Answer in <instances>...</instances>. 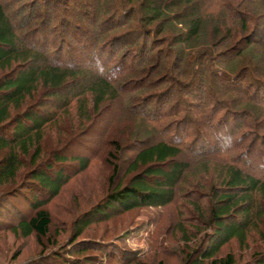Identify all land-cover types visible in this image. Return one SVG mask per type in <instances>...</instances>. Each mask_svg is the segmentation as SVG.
<instances>
[{
    "label": "trees",
    "instance_id": "1",
    "mask_svg": "<svg viewBox=\"0 0 264 264\" xmlns=\"http://www.w3.org/2000/svg\"><path fill=\"white\" fill-rule=\"evenodd\" d=\"M234 45L250 86L221 70L210 100L199 61ZM174 58L205 88L179 95L190 140L145 129L151 91L186 89ZM184 95L225 112L221 145ZM156 207L145 253L112 243ZM0 264H264V0H0Z\"/></svg>",
    "mask_w": 264,
    "mask_h": 264
},
{
    "label": "rangeland",
    "instance_id": "2",
    "mask_svg": "<svg viewBox=\"0 0 264 264\" xmlns=\"http://www.w3.org/2000/svg\"><path fill=\"white\" fill-rule=\"evenodd\" d=\"M233 47V48H231ZM227 46L226 49H223L222 51H220L218 53V55H216V53L213 55L214 57H209V59H211L210 61H207L206 63L203 62L205 61L204 59L202 60V58H200L199 61L200 62V67H205L208 68V70H206L205 74H204V83L206 87V92H208L209 94H207L208 96H211L210 100H214L217 99L222 103H225L222 100L226 99V95L224 94V86L226 82L219 81L218 77H221L219 75H216L217 73H220L222 71H225L226 73H223L224 78H226L229 75H235L240 69V67L242 65L237 64V60L236 57H233L234 54L236 53L234 51V49H237L234 46ZM220 56V57H219ZM225 58H231L227 60V63L224 62L225 65H223V60ZM233 58V59H232ZM235 60V61H234ZM172 65L174 66H178L177 71L179 69V72L185 77V81H186V89H181L183 87H181L180 92H177V90L173 89H177V88H172V89H166L167 92H172V98L170 99L171 95L170 93H163L164 95L160 98L159 100V104L155 102L156 96H154L153 94H155L156 91H151L150 94L148 95L146 99V101L148 102L149 100H151V103L153 102L154 99V104L151 106V109H147L145 113V116L149 117L150 119L154 120L153 122L154 125H150L151 127L146 126L145 129H159V133H168L169 131V136L172 137H182L183 134H189L190 138L189 140L193 137V136H198L197 131H194L193 127H194V123H188V121L186 122V120L184 121V117H183V111H179L182 107L181 102L179 101V95L180 94H190L191 91L192 92H197L199 95L198 97H201V95L203 93H205V88L203 89L202 83L200 81V79L198 78V76H195L193 73L191 74L189 69H186L187 67H185L184 65H182L180 63V61H178L177 59H172L171 60ZM170 63V64H171ZM225 69H224V67ZM222 70V71H221ZM246 69H241L240 72H242L241 75V79L238 80V83L241 81L242 86H250V76H247V72H245ZM211 72V73H210ZM244 72V73H243ZM174 73V72H173ZM244 74V75H243ZM244 76H247L246 78H244ZM210 77V80L208 81ZM195 78V79H194ZM213 78V80H212ZM207 79V80H206ZM154 79H152L153 81ZM174 80V79H173ZM175 81V80H174ZM177 82V81H175ZM201 83V84H200ZM198 87V88H196ZM231 87V86H230ZM195 88V90L193 89ZM211 88V89H210ZM211 92V94H210ZM158 93V90H157ZM156 93V94H157ZM251 93V90H250ZM262 95V94H261ZM194 96V95H193ZM184 97L187 100H190V107H188V109H193L192 112H190L192 118H195L198 123H196V126H201L198 127L200 129H203V127H205L207 124L205 123V112H212L213 119H212V127L208 128L206 130L205 133V137L206 139H211V141H213L214 144H222L220 143L221 140H223V135L218 134V132L220 133V129L221 127L227 122L226 121V115L224 111H219L217 108L216 109H211V105L208 109H203L202 108V101H199L198 97L195 95V98L192 97H188V95H184ZM153 98V99H152ZM222 99V100H221ZM170 100V101H169ZM214 103V102H213ZM178 107V110H177ZM118 105L115 103H113V105H111L110 107L108 106V108H106V111L104 113V115H102L103 120H105L108 117V119H110V116L112 114H117L119 113L120 116L122 117V119L124 120V122L126 123H130L132 124L131 117L125 113H122V111H124L123 109H117ZM198 109H200V111H198ZM183 110V109H182ZM179 111V112H178ZM189 111V110H187ZM121 112V113H120ZM117 114V115H119ZM155 114V115H154ZM123 115V116H122ZM174 115H177V117H174ZM169 117H171V119H168ZM175 118V119H173ZM204 121V123H203ZM230 122V120L228 121ZM135 125L137 126V124L139 123L138 120L134 121ZM140 125V124H139ZM98 130V129H96ZM199 132H202L199 131ZM218 139H220V141H218ZM212 145V143H211ZM184 159V158H183ZM94 170H96V166H94ZM78 181V180H77ZM67 191V190H65ZM66 194H69L70 191L65 192ZM42 198V197H41ZM167 218H172L167 209H164L162 207H156V208H147L144 209L140 212L139 215H137V217L135 218V221L137 222V226L132 230V232L130 233L129 236H125V237H120L114 241H112V243H114L115 245H117L118 248H120L121 250H130L131 252H139V255H141L142 253H145L148 248H149V243L148 240L150 238H154V236L156 235V232L159 228V226L161 225V223H164V220H167ZM165 224V223H164ZM11 237L6 236L3 240L6 241V243H8Z\"/></svg>",
    "mask_w": 264,
    "mask_h": 264
}]
</instances>
